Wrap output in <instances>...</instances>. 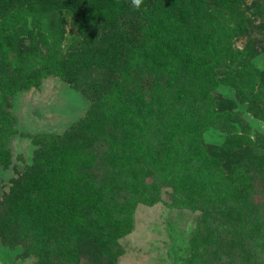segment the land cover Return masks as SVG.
<instances>
[{
    "label": "trees",
    "instance_id": "obj_1",
    "mask_svg": "<svg viewBox=\"0 0 264 264\" xmlns=\"http://www.w3.org/2000/svg\"><path fill=\"white\" fill-rule=\"evenodd\" d=\"M263 51L264 0H0V164L15 93L56 76L89 100L34 137L0 198L2 245L30 264H117L136 206L162 201L199 211L187 264H262L264 139L240 106L264 119Z\"/></svg>",
    "mask_w": 264,
    "mask_h": 264
},
{
    "label": "rangeland",
    "instance_id": "obj_2",
    "mask_svg": "<svg viewBox=\"0 0 264 264\" xmlns=\"http://www.w3.org/2000/svg\"><path fill=\"white\" fill-rule=\"evenodd\" d=\"M67 29H71L69 21ZM70 37L71 34L62 40L65 47ZM244 42L239 39L236 45L241 47ZM252 62L264 69V51L252 58ZM217 92L230 98L234 95L233 89L225 84L219 86ZM88 106L89 100L80 91L56 76L46 77L40 85L19 91L11 97L10 111L15 119L16 132L9 138L10 164H0V198L8 190L16 167L30 162L36 146L34 137L62 133L83 117ZM240 109L248 134L253 139L258 136L264 139L260 135L264 133V119L247 111L245 105ZM204 138L206 142L220 143L224 133L211 126L204 132ZM258 150H264V147ZM198 215V210L176 208L162 201L152 205L139 203L133 214L132 231L120 239L124 253L117 264H187L191 233ZM11 250L13 254L19 252V248ZM18 260L22 264L31 263L21 258Z\"/></svg>",
    "mask_w": 264,
    "mask_h": 264
},
{
    "label": "crops",
    "instance_id": "obj_3",
    "mask_svg": "<svg viewBox=\"0 0 264 264\" xmlns=\"http://www.w3.org/2000/svg\"><path fill=\"white\" fill-rule=\"evenodd\" d=\"M0 263L22 264L17 258V253L13 254L12 250L2 245L1 242H0Z\"/></svg>",
    "mask_w": 264,
    "mask_h": 264
},
{
    "label": "clouds",
    "instance_id": "obj_4",
    "mask_svg": "<svg viewBox=\"0 0 264 264\" xmlns=\"http://www.w3.org/2000/svg\"><path fill=\"white\" fill-rule=\"evenodd\" d=\"M143 0H131V3L134 8L139 9Z\"/></svg>",
    "mask_w": 264,
    "mask_h": 264
},
{
    "label": "built area",
    "instance_id": "obj_5",
    "mask_svg": "<svg viewBox=\"0 0 264 264\" xmlns=\"http://www.w3.org/2000/svg\"><path fill=\"white\" fill-rule=\"evenodd\" d=\"M1 264V263H0Z\"/></svg>",
    "mask_w": 264,
    "mask_h": 264
}]
</instances>
